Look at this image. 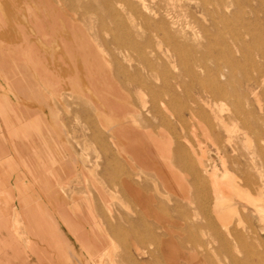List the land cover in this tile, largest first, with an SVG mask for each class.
Wrapping results in <instances>:
<instances>
[{"label":"rangeland","instance_id":"obj_1","mask_svg":"<svg viewBox=\"0 0 264 264\" xmlns=\"http://www.w3.org/2000/svg\"><path fill=\"white\" fill-rule=\"evenodd\" d=\"M6 3H10V1L0 0V5ZM30 3L31 12L28 23L31 32L28 33V28L25 27V32H27L25 34L31 37L32 42L43 41L46 43L47 58L42 62V66L56 69V71L47 72L49 74L46 76L48 83L61 89L64 98L67 96L66 98L69 99L88 101L94 106L95 148L107 145L115 149V145L109 137L121 138L123 136L121 130L117 131L115 128L116 126L123 127L126 124L125 121L130 122L137 129L142 124L144 111L129 106L128 97L135 100L139 105V97L144 94L148 100L147 108L150 110L152 104L150 101L153 100L154 91L158 93L157 101L159 102L163 99L170 100L171 92L174 90L179 96L176 102H188L196 105L202 97V87L191 72L195 71L201 77L206 76L207 73H213L223 80L230 71L228 63L231 60L234 62L236 79L238 78L236 89L238 93L242 92V89L247 92L249 112H240L238 117L230 118L228 115L233 108L232 104L227 100H217L213 103L217 118L209 115L208 119L213 135H219L222 155L227 158L230 170L238 177H244V171H247L251 175L253 185L249 189L245 187L243 189L250 192V197L260 196L262 198L261 201L257 202L261 207L260 209L254 208L251 204L248 205L251 210L247 217L244 236L249 244L256 246L255 250L250 251L252 257L250 264H264V259L261 258L264 253V131L260 129L262 125L264 126V0H30ZM11 14L14 15V13ZM68 17L69 19H67ZM172 18L179 22L180 31H183L175 35L177 44L175 47L172 46L171 39L167 36L164 27L160 26L159 30L155 27L157 21L164 19L170 31L174 33V28L170 23ZM14 26H16V31L19 30L22 33L23 29L19 28L17 22L14 23ZM2 30L3 28L0 27V31ZM117 62L126 68L130 78L121 74L116 75ZM93 77H100L101 82L104 81L109 84L112 90L107 93L110 97L107 96L103 100L104 104L101 105L102 103H100L99 107L97 102L95 106V103L91 101L88 93L84 95V90L89 91L88 82ZM246 78H250L252 92L246 89ZM54 81L56 83H53ZM140 81L144 83L143 89L139 86L138 82ZM176 82H179L180 85ZM146 85L152 90L148 89ZM72 88L73 90H71ZM252 93H255L256 96ZM122 96L125 99L121 98ZM100 101L102 100L98 99V102ZM225 116L227 117L224 120L220 119ZM146 117L148 123L145 125V129L150 140H156L160 143L159 146L165 153L166 144L164 141L167 135L165 127L160 123L158 125V120L151 111L147 112ZM244 121L249 126L248 129L245 128ZM95 153L97 154L98 151L95 150ZM233 157H237L238 161L231 163ZM95 159L98 162L97 160H101V157L97 155ZM115 160L114 162L118 167L124 166L125 159L122 154L117 153ZM206 160L209 163V168H211V157L208 156ZM219 163L218 160L217 164L220 165ZM132 164L138 175L136 178L138 185L154 198L153 202L156 207L168 213L169 217L171 216L166 223L167 227L172 231L178 244L184 248L180 242L186 233H184V226L180 221L182 216L177 212H172L170 208L178 195L168 189L161 173L154 171L153 168H142L135 161H132ZM176 168L181 176L190 177L178 165ZM221 170H219V175L222 173ZM120 176L122 178L120 171L114 174V180L118 179L121 195L112 192V202L109 209L111 221H118L119 223L120 235L114 241L115 247L110 251V256L104 253L101 246L98 248L96 245H90L89 252L80 243L78 244L65 223L60 221V217L54 210L52 211L56 215V218L54 217L55 222L59 226L61 234L71 244H74L79 252V258L71 255L72 259H69V263L72 261V263L77 262L79 264H126L125 260L132 258L138 261L135 264H168L163 253L159 254L158 261L148 259L145 262L143 259H147V256L143 257L138 253L136 247L139 244H135L138 238L142 237L145 240V246L147 244V248H152L157 242L152 236V230L156 229L160 235L159 244L169 238V231L163 228L161 223L145 216L136 201L123 194V187L119 183ZM205 177L199 184L201 189L195 187L193 183L187 185L193 197L192 210L194 209L193 206H197L199 203H202V206L207 205L211 209L216 199L214 191H212L214 190L213 185H211L212 181L207 176ZM35 190L38 192V188ZM93 193L96 205L103 212L102 203L94 189ZM126 204L129 205V209ZM14 207L11 205L8 212L9 230L16 233L15 236L21 248L25 250V255L29 258L28 262L46 264L45 260H40L35 256L32 250L33 245L31 246L30 241H28V232L23 224L20 208L16 207L17 211H15ZM127 211L133 220V231L131 230L126 239L127 243L130 244L128 247H131L129 252L123 250L125 236L122 233L126 227L125 215ZM100 214L103 219L106 218L103 216L104 213ZM137 216H141L144 223L136 221ZM189 217L191 220L202 219V223L205 222L203 214L201 217L200 213L190 211ZM225 218L230 219L232 225L235 224L237 215L233 213L226 215ZM222 230L224 231V229ZM3 233L6 232L3 231ZM192 233L197 234L195 236L203 242L211 244L218 242L213 232L203 224L195 227ZM84 238L96 244V240L91 234L86 233ZM38 241L39 250L42 253V249L44 250L48 245L46 244V246L44 241ZM230 246L239 257L245 255L238 241H231ZM97 251L101 252V258H90L91 254ZM184 251L188 253L187 255L194 253V251L185 248ZM66 253L69 256L70 251L67 250ZM200 257V264H223L222 259L226 258L224 252L221 255L218 254L217 257L211 253L212 262L207 258H202V254ZM3 262L14 263V260H4Z\"/></svg>","mask_w":264,"mask_h":264},{"label":"crops","instance_id":"obj_2","mask_svg":"<svg viewBox=\"0 0 264 264\" xmlns=\"http://www.w3.org/2000/svg\"><path fill=\"white\" fill-rule=\"evenodd\" d=\"M8 1L0 5V264H31L16 233L9 230L11 205L15 211L20 208L38 259L46 264H79L69 263L71 255L79 258V252L61 234L52 211L78 244L89 251L94 244L84 238L89 233L97 242L94 245L106 253L120 235L119 223L111 221L109 208L112 192L120 194L121 190L111 180L106 158L110 153L94 147V106L64 98L61 89L48 83L45 75L53 69L42 66L47 58L46 43L32 42L25 34L31 32L30 0ZM16 22L22 33L15 30ZM33 67L42 72L37 75ZM97 155L101 157L98 162ZM93 189L103 212L94 201ZM38 240L48 245L42 253ZM100 253H92L90 258H101Z\"/></svg>","mask_w":264,"mask_h":264},{"label":"bare ground","instance_id":"obj_3","mask_svg":"<svg viewBox=\"0 0 264 264\" xmlns=\"http://www.w3.org/2000/svg\"><path fill=\"white\" fill-rule=\"evenodd\" d=\"M171 9H173V8H171ZM68 14H70V13H68ZM155 14H157V13H155ZM15 15H17V14H15ZM67 19H69V17ZM143 21H145V20H143ZM170 23L174 28V33H172L170 31V29L168 28L167 22L164 19H160L159 21H157L155 27H157V29H158L160 26H163L164 30L168 34L167 36H169L170 37L169 39H171L172 46L175 47V46H177L176 41H175V35L178 34L179 32H183V31H180L181 30L180 25H179V22L177 20L172 18ZM141 26H142V24H141ZM104 28L106 29V27H104ZM140 29H138V30H140ZM143 30H144V28H143ZM50 32H51V30H50ZM110 35H112V34H110ZM123 36L125 37V35H123ZM181 36H183V35L181 34ZM183 37H185V36H183ZM180 40H182V39H180ZM152 43H154V42H152ZM116 46H117V44H116ZM157 46H158V44H157ZM128 47H129V45H128ZM147 49H148V47H147ZM126 58L127 57L125 56V59ZM122 60H124V59L122 58ZM203 60H205V59H203ZM235 61H237V60H235ZM247 62H249V61H247ZM199 65H200V63H199ZM214 65H215V63H214ZM228 65L230 67V71H229L227 77L223 80H221L219 77L216 76V74H213V73H207L206 76L201 77L200 75H198L197 72H195V71L191 72V74L195 77L198 84L202 87V97L200 98V101L198 103H196V105L190 104L188 102H185V103L176 102V100L179 96L176 95L173 88H172L173 91L171 92L170 100L163 99V101H159V102L157 101V99H158L157 91H154V92L152 91L153 92V100L150 101L152 103L150 110L147 108L148 100H146L147 97L145 98L144 94H141L139 97V99H140L139 105L137 104V102H135V100L129 99V97H128L129 106H132V107H135L138 109L140 108L144 111L142 113V117H143L142 124L139 126L138 129L134 125H132L130 122L128 123L127 121H125L126 124L123 125V127H121V128L119 126L118 127L116 126L115 129L117 131L121 130V134L123 136L121 138L118 137L117 139H113L112 137L111 138L109 137V139H112L111 141H112L113 145H115V149L112 147H108L107 145H105V147L104 146L101 147V148H106L107 151L110 153V156L106 157V158L108 159V161L110 162V165H111V171H110L111 175L110 176H111L112 183H114V174L116 172L120 171L122 174V178H121V176L119 177V183H120V185H122L121 187H123L122 188L123 194H125L126 196L132 197L136 201V203L139 205V207L141 208V210L145 214V216H147L148 218H152L155 221L161 223L162 224L161 226L169 231V233H168L169 238L167 240H165L164 242L161 241V243L159 244L158 240L161 237L157 233L156 229H153L152 230L153 231L152 236H153L155 242L156 241L157 242L152 248H150V247L147 248L146 247L147 244L145 246V243H144L145 240L142 237L138 238V241H136L135 244L137 245V243H138L139 245H137L136 249L141 256H143V257L147 256V259H143V262H145L148 259L152 260V261H158V257H159L160 253H163V256H165V260L167 261L168 264H191V263L200 264L201 263L200 255L201 254H202V258L204 257V258H207L208 260H211L213 258V257L212 258L210 257L211 253L214 254L215 257H217L218 254L221 255L222 252H224L225 257H226L225 259L224 258L222 259L223 264H250V262L252 260V257L250 255V251L255 250L256 246L254 247L252 244H249L248 240L244 236V231L246 229L245 226H246L247 217H248V214L251 210V208L248 205L251 204L254 206V208L260 209L261 207H260V205L257 204V202L261 201L262 198L260 196H257L254 198L250 197L249 196L250 192L243 189V187H245L246 189H249L253 185L251 183L252 182L251 175L247 171H244V177H238L237 175H235L230 170V166H229L230 164H229L227 158H225L224 155H222L221 146H220V142H219L220 141L219 135L218 134L216 136L213 135V133L211 132V128H210L211 123L208 119L209 115H213L214 117L217 118V115L215 114L214 105H213V103H215V101H217V100H220V101L227 100L228 102H230L232 104L233 108L231 109V111L228 115L230 118L238 117L240 112H244V113L249 112V107H248L249 98H248L247 92L242 89V92L238 93V91L236 89V83H237L238 78L236 79V72H235L236 67L234 65V62L231 60L228 63ZM32 66L37 67L33 63V61H32ZM243 66H247V65H243ZM241 68H242V66H241ZM34 70H35V68H34ZM116 70H117L116 75L121 74V75H124V77H126V78H130L126 68L119 65L118 62H117ZM211 70L212 69L210 67V71ZM35 71L37 72V75H38L40 70L39 71L35 70ZM40 72H42V71H40ZM43 75H45V74H43ZM47 75H49V74H47ZM47 75H45V76H47ZM222 75L224 76L223 72H222ZM153 78H154V76H153ZM235 79H236V82H235ZM49 80H51V79H49ZM55 80H56V78H55ZM149 80H150V78H149ZM158 80H160V79H158ZM245 80H246V89L249 90L250 92H252V87L250 86V78H246ZM56 81H54L53 83H56ZM88 83H89L90 89H89V91L84 90V95H85V93H88L89 96L91 97V101L93 103H95V106H96V102L98 104L97 105L98 107H99L100 103H102L101 105H103L104 104L103 100L107 96H109V95H107V93H110L112 91L110 88L111 86L104 81L101 82L100 77H98V78L93 77L92 79H89ZM138 83H139V86L141 87V89H143L145 87L143 81H140ZM176 83H178V85H180L179 82H176ZM151 84H152V82H151ZM155 85H156V83H155ZM146 86L148 87V85H146ZM172 87H174V86H172ZM148 89L152 90L150 87H148ZM71 90H73V88ZM72 94H73V92H72ZM252 94L254 96H256L255 93H252ZM121 98H123V96ZM98 99H100L102 101L98 102ZM123 99H125V98H123ZM114 105H115V103H114ZM149 111H151L153 116L158 120V125L160 123L162 126L165 127V131L167 133V135L165 137V141H164V144H166L165 153L162 152V148H161V146H159L160 143H158L156 140H153V141L150 140V138H149L150 136H149L147 130L145 129V125L148 123V118L146 117V115H147V112H149ZM51 116H53V115H51ZM116 116H118V115H116ZM226 117L227 116L221 117L220 119L224 120ZM120 120H122V119H120ZM123 120H124V118H123ZM246 124H247L246 121H244V126L246 129H248L249 126ZM260 125H262V124H260ZM262 126L260 127V129H262L264 131V126L263 127ZM202 135H203V139H202ZM153 138H155V137H153ZM94 142H95L94 145L96 146V140ZM115 151L117 153H119V155L122 154L124 156L125 164L123 167H121V166L118 167V165L114 162V161H116L115 157L117 155V153ZM208 156H210L211 160H212L211 168H209V163L206 160V158ZM218 160L220 162L219 163L220 165L217 164ZM132 161H135L136 163H138V165L142 168H146V169L153 168L154 171L161 173V177L163 178L168 189L172 193L178 195V197L175 199V201L170 205V208H171L172 212H177L179 215L182 216V220H180V221L183 223L184 233L186 232L182 236V238L180 239L182 246H184V248L187 250L194 251V253L189 254V255H187L188 254L187 252L185 253L184 248H182L178 244L177 240L175 239V237L172 234V231L167 227L166 223L170 219L171 216L169 217L168 213H165V212L161 211L158 207H156L154 205V202H153L154 198L151 195L147 194L145 191H143L141 189V187L138 185L137 179H136V178H138V175H137V172L135 171V169L133 167ZM237 161H238V158L233 157L231 160V163H234ZM176 165H178V167H180L181 170L186 175L189 174L190 177L188 178L187 176H181L180 172L176 168ZM220 169H222L221 175H219ZM205 176H207L212 181V184H211V181H210V184L213 185L214 190H212V191H214L216 199H215L211 209H209L207 207V205L202 206V203H199V204H197V206L196 205L193 206L194 209L192 210L191 206L193 205L194 202H193L192 193L190 192V189H188L187 185H188V183L189 184L193 183L195 185V187H199L201 189L199 184H200L201 180L206 178ZM161 177H159V178H161ZM116 182H117L116 184L118 185V179L116 180ZM111 190H113V189H111ZM126 207L128 209L130 208L128 204H126ZM168 211H169V209H168ZM190 211H193L194 213H200L201 217L203 214V219L205 220V222L202 223V221H203L202 219L197 221V220H191L190 217L188 218V215H190ZM233 213H235L237 215V220H236L235 224L231 225L230 219L228 220L225 217H226V215H232ZM136 218H137L136 221H140L141 223L142 222L144 223V220L141 218V216H137ZM120 220H119V222H120ZM136 221H134V222H136ZM125 223H126L125 224L126 227H124L125 231L122 232L123 235L125 236L124 237V240H125L124 246L125 247L123 246L124 247L123 250L129 252V251H131V247H128V245H130V244L127 243L126 239L129 237V235H130L129 233L131 232L132 227H133L132 226L133 220H131L129 211H127V214L125 215ZM202 224L204 226H206L209 230H211L213 232V234L215 235V237L218 239V242L216 244L203 242L202 240H199L195 236L197 234L194 235L192 233V230L195 227L202 226ZM179 226H181V225H179ZM222 229H224V231ZM233 240L238 241L240 243V246L242 247V250L244 251V254H245L244 256L239 257V255H236L233 252V250L230 246V242ZM150 243H153V242H150ZM114 247H115V242H114V240H112L111 248L109 251L106 252V254L110 256V253H111L110 251ZM199 252H200V255H198ZM125 255H127V254H125ZM261 258L264 259V253L262 254ZM183 261H184V263H183ZM125 262H126V264L127 263L128 264H133V263L135 264L138 261L136 259L130 258L128 260H125ZM211 262H212V260H211ZM212 264H214V263H212Z\"/></svg>","mask_w":264,"mask_h":264}]
</instances>
